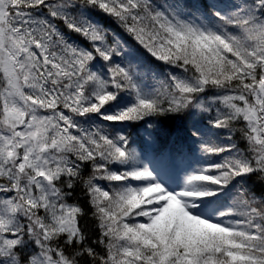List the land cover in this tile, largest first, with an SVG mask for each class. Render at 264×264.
<instances>
[{
  "label": "snow or ice",
  "instance_id": "1",
  "mask_svg": "<svg viewBox=\"0 0 264 264\" xmlns=\"http://www.w3.org/2000/svg\"><path fill=\"white\" fill-rule=\"evenodd\" d=\"M0 264H264V0H0Z\"/></svg>",
  "mask_w": 264,
  "mask_h": 264
},
{
  "label": "trees",
  "instance_id": "2",
  "mask_svg": "<svg viewBox=\"0 0 264 264\" xmlns=\"http://www.w3.org/2000/svg\"><path fill=\"white\" fill-rule=\"evenodd\" d=\"M95 123L99 124L100 121L96 120ZM170 123V122H168ZM179 123V121H177V124ZM87 127V125H85ZM105 127L108 128L109 131H112V127L109 125H105ZM123 131L126 134H129L130 140L134 141L133 143V147H136L138 150L140 149V145H141V137L145 136V128L144 127H137V126H124L123 127ZM186 151V150H185ZM148 153L149 155H151L152 150L148 149ZM103 183V182H102Z\"/></svg>",
  "mask_w": 264,
  "mask_h": 264
},
{
  "label": "rangeland",
  "instance_id": "3",
  "mask_svg": "<svg viewBox=\"0 0 264 264\" xmlns=\"http://www.w3.org/2000/svg\"><path fill=\"white\" fill-rule=\"evenodd\" d=\"M210 159H213V158H210ZM189 163H191L193 167H200V166H203L205 161L201 160L198 163L197 160H196V157L195 156H191L190 159L187 162H185L184 164L187 165Z\"/></svg>",
  "mask_w": 264,
  "mask_h": 264
}]
</instances>
